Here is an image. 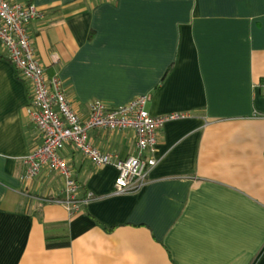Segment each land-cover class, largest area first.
<instances>
[{
    "label": "crops",
    "instance_id": "crops-1",
    "mask_svg": "<svg viewBox=\"0 0 264 264\" xmlns=\"http://www.w3.org/2000/svg\"><path fill=\"white\" fill-rule=\"evenodd\" d=\"M11 1L40 10L30 37L82 118L141 96L153 117H187L165 124L157 165L126 195L114 166L67 146L79 198L94 197L71 215L61 177L24 181L42 141L0 47V264H264V0ZM89 136L103 154L137 152L133 131Z\"/></svg>",
    "mask_w": 264,
    "mask_h": 264
},
{
    "label": "built area",
    "instance_id": "built-area-1",
    "mask_svg": "<svg viewBox=\"0 0 264 264\" xmlns=\"http://www.w3.org/2000/svg\"><path fill=\"white\" fill-rule=\"evenodd\" d=\"M41 16L34 5L0 0V47L31 87L32 104L28 113L42 141L23 159L26 167L24 181H33L44 170L61 177L65 185L63 204L73 215L94 197L79 198L80 186L73 178L71 166L60 156L67 146L71 145L82 153L97 168H116L115 195L134 193L146 185L149 171L157 165L149 154L155 152L159 132L166 123L185 119L187 115L153 117L147 110L149 97L141 96L118 108L95 101L88 117L82 118L72 109L63 82L48 78L30 37L29 26ZM262 90L264 94V86ZM95 130L133 131L137 140L136 154L126 159L103 154L90 140L89 134Z\"/></svg>",
    "mask_w": 264,
    "mask_h": 264
},
{
    "label": "trees",
    "instance_id": "trees-1",
    "mask_svg": "<svg viewBox=\"0 0 264 264\" xmlns=\"http://www.w3.org/2000/svg\"><path fill=\"white\" fill-rule=\"evenodd\" d=\"M68 246L67 243H63V244H52V243H49L48 244V248L52 249V248H62V247H66Z\"/></svg>",
    "mask_w": 264,
    "mask_h": 264
}]
</instances>
